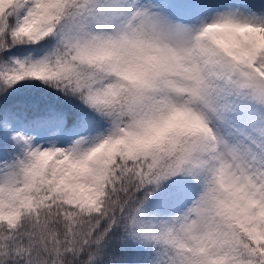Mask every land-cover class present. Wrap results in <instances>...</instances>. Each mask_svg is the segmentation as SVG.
Listing matches in <instances>:
<instances>
[{"label": "snow or ice", "instance_id": "6c2138e0", "mask_svg": "<svg viewBox=\"0 0 264 264\" xmlns=\"http://www.w3.org/2000/svg\"><path fill=\"white\" fill-rule=\"evenodd\" d=\"M0 264H264V0H0Z\"/></svg>", "mask_w": 264, "mask_h": 264}]
</instances>
